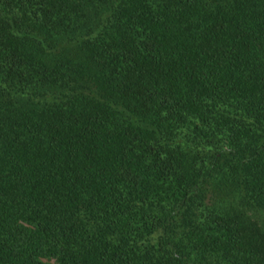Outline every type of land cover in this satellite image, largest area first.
Instances as JSON below:
<instances>
[{
    "label": "trees",
    "instance_id": "1",
    "mask_svg": "<svg viewBox=\"0 0 264 264\" xmlns=\"http://www.w3.org/2000/svg\"><path fill=\"white\" fill-rule=\"evenodd\" d=\"M0 264H264V0H0Z\"/></svg>",
    "mask_w": 264,
    "mask_h": 264
}]
</instances>
